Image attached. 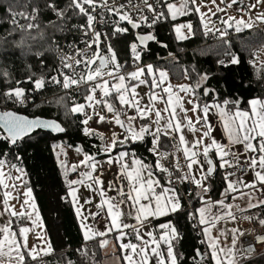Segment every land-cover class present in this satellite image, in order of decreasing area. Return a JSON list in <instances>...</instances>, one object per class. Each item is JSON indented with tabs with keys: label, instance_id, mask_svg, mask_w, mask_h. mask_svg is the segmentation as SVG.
<instances>
[{
	"label": "snow or ice",
	"instance_id": "1",
	"mask_svg": "<svg viewBox=\"0 0 264 264\" xmlns=\"http://www.w3.org/2000/svg\"><path fill=\"white\" fill-rule=\"evenodd\" d=\"M234 6L239 16L229 14ZM0 8V28L8 25L0 33V264H48L45 258L55 254L19 150L40 132L69 129L55 118L9 107L40 108L34 98L50 88L63 94L54 92L45 102L72 117L83 137L98 141L91 152L63 140L51 145L66 185L61 199L73 207L81 229L84 243L73 251L83 264L250 261L255 253L244 251L243 237L256 230L242 225L255 221L264 228V95L246 102L222 97L209 86L210 73L194 65L182 69L189 83L173 84L168 69L145 64L143 56L150 42L168 48L155 32L161 23L172 24L178 41L195 36L191 20L175 23L195 15L201 34L225 47L218 66L241 63L232 50L235 33L254 77L264 81V0H211V6L204 0H0ZM128 34L130 59L122 61L113 40ZM137 145L154 159L146 162ZM69 149L78 157L71 163ZM187 183L193 189L182 194ZM81 188L89 192L83 203ZM184 195L199 206L188 211ZM102 212L103 230L88 222ZM179 213L203 237L198 244L205 247L191 257L178 250L183 233L171 218ZM30 235L37 240L32 245ZM58 264L77 260L62 251Z\"/></svg>",
	"mask_w": 264,
	"mask_h": 264
},
{
	"label": "trees",
	"instance_id": "2",
	"mask_svg": "<svg viewBox=\"0 0 264 264\" xmlns=\"http://www.w3.org/2000/svg\"><path fill=\"white\" fill-rule=\"evenodd\" d=\"M2 12L3 8H0V13ZM184 20H191L193 22L196 35L189 40L178 41L172 31V24L168 22L161 23L157 26L155 32L159 40L167 43L168 48L165 49L154 42H150L149 51L144 53L143 56L145 64L153 63L161 68L168 69L170 78L175 82L184 80L182 78L183 68L194 65L199 72L210 73L212 78L209 81V86L217 88L222 97L239 96L246 102L254 96L264 95V81H258L254 77L256 70L248 64L249 54L239 42L240 37L237 34L233 33L231 36L232 50L240 54L241 63L238 66L220 67L216 61L218 57L224 58L222 54L225 51V47L222 45V42L214 36L204 37L200 32L199 21L195 15L179 18L175 23ZM7 27L8 25L4 24L0 28V33L4 29H7ZM142 31L147 30L143 29ZM248 35H250L248 32L243 34V36ZM132 40L133 36L131 34L113 40L122 61L130 59L128 44ZM169 53H173L176 59L173 60L169 56ZM7 59L15 67L21 66L20 58L9 55ZM30 62L33 65L38 63L35 59H32ZM48 63L51 65L52 60L49 59ZM54 92L57 95L63 94L58 89L50 88L46 93H42L34 98L35 104L42 105L40 108H34L31 104L27 108L14 107L12 105H9V107H14L18 112L29 116L55 118L69 129L68 133L60 135H54L47 131L40 132L26 141L19 151L24 156V167L28 172V180L34 188V195L48 231L53 237V225L51 223V214L53 213L65 240L66 247L63 252H66L71 259L77 260V264H83L73 251L84 243L81 229L78 226V219L74 215L73 207L61 199L66 194V185L62 170L58 167L51 150V145L63 140L68 144H84L86 150L91 152L93 151L91 145L98 143V141L83 137L72 123V117H65L63 109L45 102L52 99ZM242 107H247V104L244 103ZM3 148H7V145H3ZM136 150L138 154L147 158L146 161L151 162L154 159L147 153L144 145H137ZM219 191L220 186H217L213 192L215 197L219 196ZM54 202H56L58 210L55 212L52 209ZM164 219L168 218H163L160 222H163ZM171 219H173V222L177 224L179 230L183 233V239L180 241L178 248L180 252L184 253L186 257H191L194 255L195 248L200 247L202 249V246L198 244L200 236H197V230L194 231L192 229L191 223L187 220L186 213H179ZM89 243L91 246L92 242ZM61 252H56L54 255L46 257L45 259L48 264H58ZM184 264H190V261L185 260ZM245 264H264V252L251 257V260L245 262Z\"/></svg>",
	"mask_w": 264,
	"mask_h": 264
},
{
	"label": "crops",
	"instance_id": "3",
	"mask_svg": "<svg viewBox=\"0 0 264 264\" xmlns=\"http://www.w3.org/2000/svg\"><path fill=\"white\" fill-rule=\"evenodd\" d=\"M215 11V8L213 9ZM235 13V12H234ZM182 18V17H181ZM184 21H187V20H184ZM180 22H183V21H180ZM261 59H264V53H261ZM143 94V92H142ZM95 127V125H93ZM100 131L104 132L105 136L107 137L108 135H110V130L107 128V127H101L100 128ZM116 131H119V129H116ZM218 136H219V133H218ZM226 142V141H225ZM239 147V146H237ZM78 159V157L76 156L75 152L72 151L71 149L68 150V160L69 162H74ZM146 162H149V161H146ZM111 176H107L105 177V179H110ZM252 179V175L251 173H249L246 177H245V180L246 181H250ZM81 194H82V199H81V203H83V197H86L89 195V192L83 188H81ZM213 196L214 199H219V196L215 197L214 196V193L211 194ZM98 200V198H97ZM13 203H17L16 201H13ZM196 207L199 206L195 201H194ZM38 204V203H37ZM17 207H18V204H17ZM53 208V212L57 211V207H54L52 206ZM87 207V206H86ZM40 209V208H39ZM41 211V210H40ZM41 215H42V212H41ZM54 216V214H53ZM43 217V215H42ZM55 217V216H54ZM163 219V218H162ZM43 221H44V225H45V228H46V236L47 238L52 242V245H53V248L55 249V253L56 252H60V251H64L65 250V240H64V237L62 235V231H61V228L60 226L56 223V218H55V224H53V229H52V233H53V237L51 236L50 232L48 231L47 229V225H46V222L44 220V217H43ZM89 223H95L94 221L92 220H89L88 221ZM96 224V223H95ZM97 227H99L101 230H103V226H104V219L102 220V222L100 224H96ZM230 227L232 225H229ZM200 239H203L200 238ZM37 240L34 236H29V244L32 245L34 243H36ZM106 252L108 253H111L112 252V248L111 246H109L108 249L105 250Z\"/></svg>",
	"mask_w": 264,
	"mask_h": 264
},
{
	"label": "built area",
	"instance_id": "4",
	"mask_svg": "<svg viewBox=\"0 0 264 264\" xmlns=\"http://www.w3.org/2000/svg\"><path fill=\"white\" fill-rule=\"evenodd\" d=\"M233 12L235 13H238L236 11V6H234L232 9ZM219 15V14H218ZM215 19V18H214ZM217 26H219V23L217 22ZM261 27H264V25H262ZM81 47H83V45H81ZM14 107H17V106H14ZM240 171L242 172H247V168L246 166H242ZM181 189H182V194L188 190H192L193 189V185L191 183H187L185 185H182L180 186ZM188 196L187 195H184V204H185V207L188 209V211H193L194 208L196 207L194 201L193 203L190 205L188 204ZM95 209H93L94 211ZM250 214V213H249ZM104 219V213H100L99 215H97L95 217V223L96 224H100L102 222V220ZM243 228L247 229V228H254L256 231L252 234V235H246L243 237V242H244V251L247 252V253H255V255H253L252 257L254 256H257L258 254H261L264 252V243H261V244H258V245H254V241L257 240V236H264V228H261L255 221H253V223L251 225L247 224V223H244L242 225ZM199 231V230H197ZM200 238H202V236H200ZM254 246V250H250L249 246ZM202 246V250L205 246L201 245Z\"/></svg>",
	"mask_w": 264,
	"mask_h": 264
},
{
	"label": "rangeland",
	"instance_id": "5",
	"mask_svg": "<svg viewBox=\"0 0 264 264\" xmlns=\"http://www.w3.org/2000/svg\"><path fill=\"white\" fill-rule=\"evenodd\" d=\"M198 2H199V0H198ZM204 3L205 4H208L209 6H211V0H204ZM220 3V0H217V4H219ZM221 6H223V5H221ZM215 7L213 6V9H214ZM203 11H207V8H204V9H202ZM214 11V10H213ZM229 11V14H232V15H236V16H239L240 15V13H234L232 10H228ZM188 21V20H187ZM187 21H183V22H178V23H184V22H187ZM171 82L173 83V84H183V83H189V81H187V80H183V81H181V82H175V81H173L172 79H171ZM139 91L141 92V94H142V92H144V91H146V89H144L143 87H141L140 89H139ZM53 206L54 207H57V204H56V202H54L53 203ZM58 211V210H57ZM51 223H52V225L53 224H55V217L53 216V213L51 214Z\"/></svg>",
	"mask_w": 264,
	"mask_h": 264
},
{
	"label": "clouds",
	"instance_id": "6",
	"mask_svg": "<svg viewBox=\"0 0 264 264\" xmlns=\"http://www.w3.org/2000/svg\"><path fill=\"white\" fill-rule=\"evenodd\" d=\"M257 241L264 242V236H257ZM250 250H254V246H249Z\"/></svg>",
	"mask_w": 264,
	"mask_h": 264
},
{
	"label": "water",
	"instance_id": "7",
	"mask_svg": "<svg viewBox=\"0 0 264 264\" xmlns=\"http://www.w3.org/2000/svg\"><path fill=\"white\" fill-rule=\"evenodd\" d=\"M21 113V112H20ZM21 114H24V113H21ZM25 115H27V114H25ZM31 117V116H30ZM42 118H46V119H49V118H47V117H43V116H41ZM52 134H54V135H60V134H55V133H52Z\"/></svg>",
	"mask_w": 264,
	"mask_h": 264
}]
</instances>
